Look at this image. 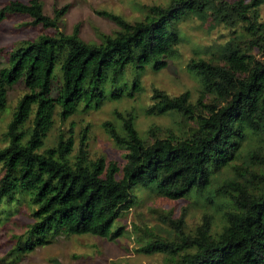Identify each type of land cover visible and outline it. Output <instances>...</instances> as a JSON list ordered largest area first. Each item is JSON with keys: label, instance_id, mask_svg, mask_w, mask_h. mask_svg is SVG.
Here are the masks:
<instances>
[{"label": "trees", "instance_id": "obj_1", "mask_svg": "<svg viewBox=\"0 0 264 264\" xmlns=\"http://www.w3.org/2000/svg\"><path fill=\"white\" fill-rule=\"evenodd\" d=\"M263 2L169 0L163 6L147 5L143 16L131 21L108 14L116 28L109 34L96 32L98 41L82 39L77 24L69 32L57 29L65 4L52 7V15L42 11L39 0L0 5V19L21 13L29 18L26 24L55 30L16 40L0 65V110L7 89L22 84L0 139V203L8 205L2 210L8 214L25 199L31 217L13 237L8 253L22 254L59 234L116 237L122 227L114 226L115 220L136 202L135 191L150 187L157 195L180 199L206 188L215 172L238 160L240 179L213 188L221 197L218 230H212L208 212L188 226L181 207L172 217L170 211L163 212L171 234L149 233L138 250L162 253L165 264H264V153L241 150L248 137L264 142ZM185 10H209L215 19L238 22L245 37L187 60L186 68L201 85L193 100L186 91L168 94L152 88L144 111L174 110L188 123L183 132L163 134L150 125L143 138L133 126L131 111H115L120 130L110 120L101 126L119 149L120 162L90 156L89 125L76 133L72 119L44 145L55 117L63 122L98 107L106 96L105 85L111 97L138 90L136 78L130 85L118 84L128 66L141 68L153 61L158 67L176 55L179 36L172 19Z\"/></svg>", "mask_w": 264, "mask_h": 264}, {"label": "rangeland", "instance_id": "obj_2", "mask_svg": "<svg viewBox=\"0 0 264 264\" xmlns=\"http://www.w3.org/2000/svg\"><path fill=\"white\" fill-rule=\"evenodd\" d=\"M8 0H0V5ZM27 1V0H20ZM42 11L52 15V7L66 5L57 23V29L69 32L77 24L78 35L84 40L98 41L96 32L111 33L116 28L108 14L119 15L127 21L137 19L146 12V6L151 4L165 5L169 0H39ZM231 1V0H228ZM204 12V13H202ZM260 18H264V2L259 7ZM29 18L21 13H7L0 19V65L5 61L7 52L13 43L19 39H33L39 34L53 33L52 27H42L39 24H26ZM179 41L175 45L177 54L165 59L164 65L154 67L153 61L142 65L141 68L128 66L118 84L125 82L130 85L136 78L139 89L127 95L122 91L118 97L109 96V86L105 85V98L98 107L77 113L60 122L55 117L54 125L47 133L44 145L51 143L53 134L59 126H66L72 119L75 121L74 132H78L83 124L88 126L87 149L90 156L103 155L106 159L121 161L120 151L103 131L101 122L110 120L119 128V120L115 111H131L133 126L139 136L147 137V128L156 126L163 134L181 133L188 123L167 110L160 114L146 113L144 108L150 103L149 95L152 88L162 89L168 94H178L186 91L193 100L201 87L199 77L186 68L190 57H205L218 52L230 39H242L244 31L238 22L213 18L209 10H185L177 18L172 19ZM255 55L260 54L251 50ZM22 92V84L17 82L7 89L5 108L0 110V139L5 123ZM185 123V124H184ZM256 148L264 153V142L248 137L241 150ZM239 161L233 160L212 175L206 188L192 192L186 197L170 200L154 193L150 187L135 191L136 202L120 212L114 226L122 230L116 237L110 235L98 236L90 233L59 234L51 241L36 246L22 254H9L8 249L13 237L20 234L31 222L28 203L25 199L10 207L0 203V264H165L162 253H144L138 250L149 233L160 236L171 234L163 212L170 211V216L177 215L181 207H185V221L188 226L202 212L211 213L212 230H218L222 219L219 204L221 197L213 188L231 178L240 179Z\"/></svg>", "mask_w": 264, "mask_h": 264}]
</instances>
